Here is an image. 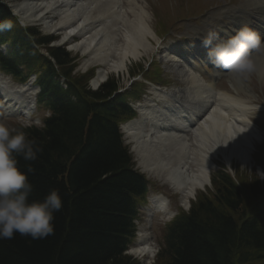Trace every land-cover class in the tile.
<instances>
[{
    "label": "trees",
    "instance_id": "1",
    "mask_svg": "<svg viewBox=\"0 0 264 264\" xmlns=\"http://www.w3.org/2000/svg\"><path fill=\"white\" fill-rule=\"evenodd\" d=\"M5 19L10 20L9 10L0 4V21ZM12 24L16 62L41 73L43 94L55 102L43 129H25L43 151L36 161L20 158V166L35 169L30 199L43 200L58 189L63 207L55 213L51 235L0 239V264H139L125 251L133 234L134 198L146 185L131 170L132 159L121 144L117 121L124 107L108 103L118 81L112 77L97 91L87 89L88 76H73L76 64L65 49L47 47L46 56L34 46H47L51 37L32 41L25 36L32 32ZM59 74L69 79V89L56 82ZM219 180L216 201L205 196L173 222L155 264L264 262V212L240 223L247 213L234 218L231 211L239 213L243 200L229 176ZM259 186L255 180L253 189Z\"/></svg>",
    "mask_w": 264,
    "mask_h": 264
},
{
    "label": "bare ground",
    "instance_id": "2",
    "mask_svg": "<svg viewBox=\"0 0 264 264\" xmlns=\"http://www.w3.org/2000/svg\"><path fill=\"white\" fill-rule=\"evenodd\" d=\"M121 0H17L11 3L23 22L42 25L45 30L60 34L62 43L84 55L82 67L99 64L98 75L92 80L97 85L111 71L121 73L132 60H139L150 49L154 30L149 23L144 3L129 0L128 10L134 18L124 14ZM259 2L250 1L253 7ZM245 6V5H244ZM106 17L101 23L97 19ZM112 27L111 26V23ZM78 36L79 40L75 37ZM257 56V65L263 68L264 50ZM234 92L217 91L214 84L191 78L185 88L178 87L169 98L168 106L181 109L178 115L166 117L158 103L151 107L140 105V117L123 124L126 137L134 144V150L143 169L172 185L181 195V202L188 204L194 194L210 184V172L220 155L226 163L239 160L249 165L254 141L261 137L260 131L251 125L248 112L253 110L247 99L246 74L229 72ZM10 107H21L22 100L16 96L20 91L0 85ZM252 100V98H250ZM191 112L193 119L204 114L200 123L191 128V135L171 132V125L185 123L183 117ZM198 116V117H195ZM182 117V118H181ZM174 119H177L176 121ZM170 120H174L171 121ZM188 120V119H186ZM148 126V129H147ZM210 133L212 135H210ZM194 134V135H193ZM163 203V202H162ZM161 204L156 203V206ZM164 206V203L162 204ZM161 206V207H162ZM152 243L146 242L134 248L141 256H150Z\"/></svg>",
    "mask_w": 264,
    "mask_h": 264
},
{
    "label": "clouds",
    "instance_id": "3",
    "mask_svg": "<svg viewBox=\"0 0 264 264\" xmlns=\"http://www.w3.org/2000/svg\"><path fill=\"white\" fill-rule=\"evenodd\" d=\"M10 20L0 21V30H10ZM210 41H205L208 46ZM264 50V36L251 28H241L226 41H220L209 51L214 62L233 73L247 74L257 70L256 53ZM32 127L21 122L19 127L0 120V239H13L17 234L43 239L54 232L55 213L63 207L58 189H52L43 200L30 199L34 184L30 174L20 166L24 161H36L43 149L23 130Z\"/></svg>",
    "mask_w": 264,
    "mask_h": 264
},
{
    "label": "rangeland",
    "instance_id": "4",
    "mask_svg": "<svg viewBox=\"0 0 264 264\" xmlns=\"http://www.w3.org/2000/svg\"><path fill=\"white\" fill-rule=\"evenodd\" d=\"M16 1L17 0L11 1V3L16 2ZM177 1L178 2L176 4V0H137V2H139L140 4L144 3L145 9H146L147 13H149V23H150L152 29H154L155 32H157V33L158 32L160 33V31L163 30L164 28H167V26H170L173 28V24H175V23H176L175 27L177 28V30L183 31L185 29L186 25L190 22V20L184 22V21H179L177 18L175 19V17H178L176 14H179V15L184 14L182 7H184V9H185V7H187L190 11H192L193 14H195V13L201 11L202 9L208 8V6L210 4H217L218 5L220 2L225 1V0H183V1L177 0ZM242 1H245V0H237L238 3H242ZM122 2L124 5V10H125L124 14H126L127 18L131 16V18L128 20V23H130L131 19H133L135 15L133 13L129 12V10H128V6H129L128 0H122ZM182 3L186 4V5H182V7L179 6ZM170 11H175V14L173 15V17L171 16L172 17L171 22H170V14H171ZM173 19H175V23H173ZM197 19H199L197 22V25L199 24L200 26H202L203 25L202 18L196 17L195 20H197ZM100 20L101 19H98L97 21L99 22ZM26 24L28 26L30 25L32 27H36L37 29H40L45 34H51L49 31L45 30V28H43L42 25L31 23V22H28ZM54 35L57 36V39H60V36L58 34H54ZM57 43H59V41ZM153 45H156V41L153 42ZM66 48L69 49L67 46H66ZM71 54H72L71 57L78 56L79 66L77 68V71L80 72V70H78V69H80L82 64H83V61H81V53H79L78 50H71ZM152 56H153V52H151V48H150L148 53L145 56H143L140 63L143 64V63H146L148 61H151L153 59ZM135 62H136V60L132 61L133 64H135ZM132 63H131V65H132ZM131 65H128V67H130ZM88 68H93V67L90 66ZM96 68L97 67L95 65V69ZM162 68H164L163 71H164L165 78H170L171 81H176L175 74L174 73L172 74V68L168 65V63H166L165 66L163 65ZM110 74H114L115 76H117L115 72H112ZM117 77H120L121 87L124 86L125 83H127V81H126L128 78L127 71H125L124 73L118 74ZM245 81H246V84L248 87V94L245 95L244 97L250 99L249 98V93H250L252 98H254V100H255V101H252V103L255 105L261 106V108H264V74L262 73V70L260 68H257L256 71H254L252 73H247L245 78H244V82ZM170 85H173V83H171ZM170 85H168V87L172 88V86H170ZM220 88H222V90H226L228 92L233 91V89L229 83L228 78H226L224 80L223 85ZM249 88H250V90H249ZM38 113H40V114L35 115L34 120H30V119H26V118L22 117V118H16V119H11V120H5V122L8 123L9 126L15 125V124H21V122H24V121L30 122L31 124L35 123L37 125H41L43 120H44V117L47 113L46 112L44 114H43V112H38ZM253 120L255 121L257 128L259 129V131L262 135V138H263L264 137V130L262 129V127H264V110L258 111L257 116L255 115ZM262 138H261V140H262ZM133 156L135 157V159H137L136 155H133ZM263 158H264V154H260L258 157L255 158V163H254V161H252V166L243 165L239 161H237V162L233 161V162H234V165L236 164L235 166L237 167V172H238L239 176L245 178V181H247V183L249 184L250 182L255 181L254 175L260 176L259 172L256 168H257V166H259L260 160ZM219 162H222V161L221 160H215L216 168H218L217 165ZM136 168H139L138 159L136 161ZM139 169H141V168H139ZM215 169H213V170H215ZM260 178L263 179L262 176H260ZM170 202H171V204H170L169 208H171L173 206L172 200ZM145 212H146L145 208L142 207L141 208V214L143 215V220H142V223L140 225L141 228L146 225ZM239 214H241L240 210H239ZM170 219H171V217L169 218L168 215L165 216V214H161V215L159 214L157 216V218H155V220H154L153 225H155V226L153 228H150V230H149L153 234V237L155 238V240L152 241V246L155 250L154 254L157 253L158 249H160L159 247L162 245V242L164 240L163 235H164V228L166 226L165 224ZM143 228H145V227H143ZM130 252H132L135 256H137L138 259L143 260V257L138 256L134 252V249H132V247L130 248ZM154 260H155L154 257H152L150 260L151 261L150 264H152V262H154Z\"/></svg>",
    "mask_w": 264,
    "mask_h": 264
},
{
    "label": "snow or ice",
    "instance_id": "5",
    "mask_svg": "<svg viewBox=\"0 0 264 264\" xmlns=\"http://www.w3.org/2000/svg\"><path fill=\"white\" fill-rule=\"evenodd\" d=\"M187 207V205H185Z\"/></svg>",
    "mask_w": 264,
    "mask_h": 264
}]
</instances>
